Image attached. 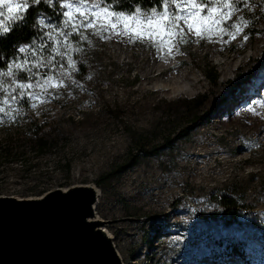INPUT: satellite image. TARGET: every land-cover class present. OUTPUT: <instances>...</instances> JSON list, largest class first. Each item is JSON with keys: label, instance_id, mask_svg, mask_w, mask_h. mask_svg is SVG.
Returning a JSON list of instances; mask_svg holds the SVG:
<instances>
[{"label": "rangeland", "instance_id": "374dc122", "mask_svg": "<svg viewBox=\"0 0 264 264\" xmlns=\"http://www.w3.org/2000/svg\"><path fill=\"white\" fill-rule=\"evenodd\" d=\"M257 8L227 21L244 12L260 22L235 39L201 27L202 39L195 27L182 24L186 42L171 54L167 44L157 51L147 40L129 43L88 32L91 44L81 41L83 52L73 53L90 68L84 80L73 75L79 86L66 80L67 87L50 89L43 102H21L14 120L0 117V149L22 154L0 157V196L26 199L93 185L99 193L95 215L120 264H264V237L247 226L248 214L264 223V127L226 115L230 108L264 105V20L253 16ZM131 50L162 65L182 62L187 81L199 83L181 96L156 94L154 86L164 84L142 85ZM212 69L219 75L216 85L205 77ZM37 129V137L51 144L43 156L35 153ZM138 137H146L141 148L150 157L139 151ZM221 195L246 206L229 227L216 202Z\"/></svg>", "mask_w": 264, "mask_h": 264}, {"label": "snow or ice", "instance_id": "6c2138e0", "mask_svg": "<svg viewBox=\"0 0 264 264\" xmlns=\"http://www.w3.org/2000/svg\"><path fill=\"white\" fill-rule=\"evenodd\" d=\"M42 3L58 12L62 23L52 25L47 22L46 15L33 21L32 27L47 31L43 36L38 32L27 44L19 46L16 52L22 56L14 53L10 62L0 66V117L6 116L9 121L20 114L21 102L27 104L37 98L43 102L50 89L67 87L66 80L78 85L73 79L78 71L73 53L83 52L79 42L91 44L88 32L101 39L117 35L127 38L129 43L147 40L157 51L167 44L171 54L174 46L186 42L182 24L187 25L189 31L195 27L196 35L202 39L205 36L201 27L204 33L219 28L221 33L235 39L244 28L252 25V18L239 17L232 23L227 21L232 20L237 12L244 9L251 12L256 7L254 0H158V7L147 11L140 7L124 11L114 9L110 3L104 4L103 0H0V40H6L21 23L27 25L26 14L30 7H35L40 14L38 6ZM259 7L264 9V3ZM173 36L176 37L175 43ZM70 37H75V42ZM244 39L246 41L248 36L245 35ZM45 40L56 47L46 45ZM45 51L48 55L44 54ZM40 68H48L49 73H40ZM42 75L43 79L38 78ZM35 106L32 103V107Z\"/></svg>", "mask_w": 264, "mask_h": 264}, {"label": "water", "instance_id": "95a60500", "mask_svg": "<svg viewBox=\"0 0 264 264\" xmlns=\"http://www.w3.org/2000/svg\"><path fill=\"white\" fill-rule=\"evenodd\" d=\"M97 196L93 185L58 188L26 199L0 196V249L7 250L0 252V264H88V252L96 254L89 264H120L112 239L97 229L99 223L87 221L95 215ZM75 199L84 206L77 219L63 222L59 214L49 215L50 208ZM71 229L78 238L68 243L63 233Z\"/></svg>", "mask_w": 264, "mask_h": 264}, {"label": "trees", "instance_id": "16d2710c", "mask_svg": "<svg viewBox=\"0 0 264 264\" xmlns=\"http://www.w3.org/2000/svg\"><path fill=\"white\" fill-rule=\"evenodd\" d=\"M249 2H252V0H249ZM255 5L258 6L257 11L255 15L253 16H258L264 20V9L259 7L261 3H264V0H254ZM104 4H111V6L114 9L117 10H124L128 11L130 9H135L136 7H140L142 10L147 11L151 8L158 7V0H103ZM39 13H37L35 7H30L28 10V13L26 14L28 17V22L27 25L21 23L19 28L10 32L8 34V37L6 40H0V57L3 59L0 60V66L4 62H10L11 59L13 58L14 53L19 56V53L16 52V49L21 46L27 44V42L35 37L37 33L41 36H43V31H41L38 27H32L31 25L33 24V21H38L40 18H42V15H46L48 17V23L52 25L56 24H61L62 20L59 19V13L54 12L53 8L44 5L43 3L38 6ZM239 17H248L247 14L244 12L239 15ZM237 17L234 21H237L239 19ZM260 22L253 21L252 25L250 27L256 28ZM256 29L252 30L251 34L254 35L256 34ZM226 37L228 38L229 36L226 34ZM38 41V40H37ZM76 66L78 71L75 73L77 74V78L84 80V78L88 75L89 73V67H88V60H81L77 59L76 60ZM207 77V80L210 84L216 85V82L219 78L218 73L216 72L215 69H212L210 73H207L205 75ZM27 108V105L24 109ZM41 129H37L33 131L34 136L37 138L34 147H35V153L38 156H43L50 147L49 141L43 139V137H37L38 134L40 133ZM172 134L168 133L166 138H163V143L169 142V137H171ZM138 137L136 139V143L140 145V148L142 147L141 144L145 139ZM179 137L175 139L178 140ZM174 140V139H173ZM140 152H144L146 157H150L152 154L151 152L146 153L143 148L140 149ZM0 157L3 160H16L17 158H21L22 154L19 153H14L11 149H0ZM216 202L218 203V206L222 209L223 213L221 218L224 220V224L226 227H229L233 225L235 222L239 221L241 218H243V215L241 213L242 210H245L246 206L244 205H239L238 202L231 196H217L216 197ZM248 222L247 226L251 231L256 232L257 234H260L262 237H264V223L258 220L255 216L248 214ZM234 243L236 242L237 238L233 237L231 239ZM234 254L238 255V251H234Z\"/></svg>", "mask_w": 264, "mask_h": 264}, {"label": "bare ground", "instance_id": "6f19581e", "mask_svg": "<svg viewBox=\"0 0 264 264\" xmlns=\"http://www.w3.org/2000/svg\"><path fill=\"white\" fill-rule=\"evenodd\" d=\"M130 53H131L132 58H135V59L137 58L136 67L138 68V70L141 71V73H143L144 78L142 80V85H144L145 83L153 84L156 82H162L164 84L163 87L157 86L158 84L154 86L153 90L156 94L171 93V94H176L177 96H181V95L186 93L185 91H187L188 86L193 87L194 85L199 83V80H197V78L194 79L193 81H187V80H189L187 77L189 72L186 70H184V71L180 70L181 66L183 65L182 62L178 61L174 65H162V64L158 63L160 61V59L154 60L151 58V56H149L146 53H138V52H135L132 50L130 51ZM185 83H187V84L185 85ZM231 107H233V105H231ZM238 107H240V106H238ZM249 109L254 110V112L256 114H254L253 111H251ZM226 111H227L226 115L230 116L232 114L235 116L236 120H240V121L244 122L246 125H251L254 127H264V107H262V106H259L256 108H253V107L245 108V106H244L242 108L240 107V109H238V110L233 111L230 108V109H227ZM212 125L215 127L214 124H212ZM95 191L98 194V190L95 189ZM97 199H98V196H97ZM80 200L81 199H75L74 201L72 200V202L69 201V203H66L67 206L63 205V207L59 206V205H58V207L55 206V208L52 207V208H50V211H52L53 213H49V215L50 214L51 215L59 214V216H61L60 218H62L63 222L75 220V218L77 219V217H79L81 215V213H83V211H84L83 210L84 206L80 202ZM94 212H95V205H94ZM87 221L90 223H99L96 225L97 229L103 233H106V235L110 239H112L109 236V234L104 230L105 227H104V225H102V220H100L96 215H94V217L88 218ZM62 230H63V228H62ZM71 231H73V230L72 229L70 230V234H68L66 231H65V233H63L64 240L66 242L71 241L68 243H72L73 238H78V234L73 233ZM92 245L95 247L96 244H92ZM5 250L0 249V252L4 254ZM6 252H7V250H6ZM88 253H87V257L90 260V262L92 260H96V258H95L96 256L94 257L95 259H92L95 253H92L91 255H88ZM89 260H88V264L90 263Z\"/></svg>", "mask_w": 264, "mask_h": 264}]
</instances>
